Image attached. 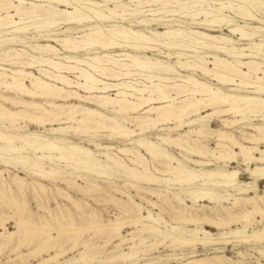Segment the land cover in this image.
I'll return each mask as SVG.
<instances>
[{
	"label": "bare ground",
	"instance_id": "1",
	"mask_svg": "<svg viewBox=\"0 0 264 264\" xmlns=\"http://www.w3.org/2000/svg\"><path fill=\"white\" fill-rule=\"evenodd\" d=\"M16 1H18L17 4L13 0H0V37H2L0 38V44L2 42L10 44L18 42L26 43V40H23V36L24 38L27 36L23 32L33 26L32 23H27L42 19L39 28H37L39 36H47L44 38L45 40L59 43L64 50L51 43H47L43 47L41 46V48L49 49L53 52L72 51L73 54L66 55L65 59L68 61H66L67 63H62L50 57H45L43 61L36 62L32 59L33 57L24 60L23 56H25L26 49H13L12 46L9 47L7 52H5L6 54L8 53V58L5 62L11 64L12 67L8 68L0 64V122L4 127H6V123H9V125H18L22 121H28L29 123L32 122L38 125L49 124L52 127L53 134L62 136H67L68 133L80 134V132H91V130L98 129L102 131L108 130L111 132L110 136L132 140V136H135L142 130H153L157 128L159 122L176 121L180 123L177 124L178 126L176 125V128L182 125L184 126V124L189 126L197 123L198 120L195 116L200 115L204 111H208L210 108L213 111L207 114L208 117H212L213 115L223 117L233 113L235 118H223L224 124L229 126V128L230 126L239 124L249 125L255 132L246 134L245 130L242 129L241 131L244 135L243 138L250 141L252 145L244 144L231 132L219 129L217 131L219 140L217 146L220 150L219 152L216 151L218 153L216 156L213 155L215 154V150L212 151L206 145L200 143L199 145L196 141L197 139H193L194 143L192 142V144L188 140L185 142L181 140L177 142L174 138L162 137L166 142L176 143L181 150L200 157V159L188 157V162L193 163L195 166L207 167L212 165L211 160L206 161L204 159L208 156H215L220 163L223 162V165L215 166L212 169L201 168V171L199 170L200 172H197L192 167L179 162L168 152H161L156 144L144 138L137 140L135 144L140 147H145L147 152L155 159L160 156L162 158L161 164L164 166V170L161 171L175 174V180L181 183V185L192 188L197 184H202L204 187H207L201 192H198V190L188 192L192 196H195L193 197L194 202H197L199 198H207L215 202H221L223 200H226V202L232 201L231 207L223 206L224 209L222 210H225L226 217L215 218L209 214H205L202 217L199 215L187 217L185 214L187 213V208L178 210V219L186 220L189 223H196L197 225L194 229H182L180 226H172L170 235L173 237L172 240L174 243L185 246L195 245L197 243L206 245L216 242L221 238H227L225 233H221L219 237L212 236L211 231L202 225H198L203 222L215 224L216 226L230 225L232 222H241L244 227H248L253 224L255 225L256 222L261 223L264 220L263 217L262 220L256 219L257 213H264V188H260L261 181L264 180V148L260 145L264 143V125L251 122L252 118L247 114L250 111L253 113L251 114L252 116H263L264 120V64L254 59L258 54L264 56V52H262L264 50V44L260 43L257 46L255 44V47L253 45L244 46L242 47L243 49L206 43L198 46L193 43V40H196V38L187 34L185 30L179 28H167L164 31L152 29L149 28L152 25V22H150V20H153L152 18L138 16L142 10H139L140 6L157 3L167 8L171 3L170 0ZM173 1L181 5L178 6L176 4V8L165 9L163 11L164 13L175 15L177 12L185 11L195 6L190 4V2H183L184 0ZM220 4L221 6H225L224 2ZM110 5H113V7ZM63 6L65 8H62ZM144 11H149L146 14L147 16H158L161 13V10H157L156 12L153 8ZM241 14L255 20L253 18L256 15H253L250 11L248 12V10L246 11L245 8ZM136 15L137 23L141 27L146 28L140 27L139 29L131 25L130 19ZM184 15L193 20L202 17L200 23L207 26L217 25L216 15L205 8L191 10ZM224 19L222 17L221 21H224ZM155 20L167 22L171 21L172 18L159 16ZM125 23H129V25ZM57 28L63 29L61 33L65 34L64 37L57 36L58 34L54 31ZM231 31L240 33L242 39L246 40L250 39L256 32H248L240 25L233 27ZM19 33H23L21 34L23 35L22 38ZM189 33L202 35L210 39L216 38L205 32L194 31V29ZM26 45L31 50H38V46L36 45ZM94 47L102 48L103 51L108 52L101 55L91 54L90 52ZM115 47L121 48L123 53H117V50L110 51ZM253 49H257V51ZM83 50H86L87 54L91 55L84 58L80 57L79 53ZM148 51L152 52V55L157 53L164 54L169 59L176 58L177 64L153 57L148 54ZM248 51L252 53L245 54ZM214 52H217V54ZM219 53H223L229 57H235L236 61H229L221 57ZM0 56L2 55L0 54ZM41 56L44 57L43 55ZM121 56H124V58ZM243 57L251 59L245 58L247 60L244 61L241 59ZM44 62L45 65L43 64ZM32 65L38 67L39 75L26 70V67H32ZM46 65L52 69L44 68L43 66ZM179 67L185 68V70L193 73L210 76L219 84L231 86L232 90L245 94L229 93L219 87L215 88L192 74L186 75L184 78H179V76H183L180 75L181 71L177 73V68ZM245 68L248 70H245ZM251 69L253 70V75L250 74ZM69 73H75V78H71ZM135 75H138V77H135ZM139 77L144 78V80L139 82L137 80ZM177 81H186L197 87L188 88L184 85L181 86ZM75 88L81 89L85 94H82L78 91L79 89ZM1 89L10 91L15 95H8L1 91ZM173 90H176L177 96L187 98H181V103L178 104L176 97L172 95L174 93H172ZM111 91L115 92L110 93ZM198 93H201L200 97ZM246 93H254L255 95ZM84 97L89 98L90 102L95 103L98 107L108 109L111 112L119 114L121 117L110 116L98 108L88 107L81 103H69L70 99L82 101ZM38 98L40 100L43 99L44 102L37 100ZM9 104L13 107L9 106ZM142 110L143 113L140 116H131ZM151 113L157 114V120L151 117ZM130 118H133V120ZM108 120H110V123L107 122ZM133 121L136 122L137 129H131L125 124V122L132 123ZM64 123H67V125H63ZM206 126H210L209 122L203 125V127ZM195 132L200 136L203 130L200 129ZM61 140L68 142V144H62ZM17 142H23V144L18 145L16 144ZM95 145L98 149L106 150L105 152H101L100 155L110 160L114 165L95 162L93 152L88 147L78 145L65 138H44L39 136V134L19 133L17 131L0 128V159L2 160V154H6L13 162L22 163V165L28 164L26 167L34 175L41 178H56L58 172L53 168L46 169L39 161L33 160L34 165H32V157L24 153L33 151L34 153H42L37 157L38 159L48 158L66 164L74 163L76 167H90L96 175H105L106 170H114L113 167L117 166L123 168L124 171L130 173L134 178L148 182H160V178L158 179L159 176L148 173L150 170L139 149L135 150V148L127 146L119 147V151L130 155V161L135 163V165L142 166V170L137 167L128 166L120 159L121 157L117 159L107 151L116 149L117 147L99 143ZM80 155H83L85 158L80 157ZM228 161L238 163V167H230L227 164ZM4 163L7 164V161H4ZM75 166L72 165L70 167L75 169ZM242 166L243 169L241 171L239 167ZM158 170L160 171V169ZM2 172L4 171L0 170V174ZM8 172L13 176L15 183L21 190L24 180L15 173ZM243 175H248L251 181L242 179L241 177ZM86 180H88L89 185L93 186L95 184L94 186H96L92 178H87ZM175 180L172 179L171 181ZM65 181L73 187L85 189L74 179H66ZM4 183V178L0 177V190L2 191L4 190ZM37 185L40 186V190L45 192L46 188L43 183L37 182ZM96 187H98V184ZM208 188L212 190H207ZM236 191L239 192V196L235 193ZM67 196L72 199L70 195ZM74 202L76 201L74 200ZM220 207L222 208V206ZM233 208L240 209V211L233 213ZM16 209L18 213H13L14 215L12 214L13 216L11 217L19 216V226L23 229L21 239L30 238L34 227L41 231V233L46 234L47 241L53 238H51V231L55 228L51 224H29L22 216L23 210L17 204ZM148 216L150 219H154L150 211L148 212ZM141 219L144 220L145 218L141 217L139 221ZM122 223V221H110L109 225L110 227H117L122 225ZM66 226L62 225L60 228L58 227L57 232L61 233L68 229L75 232L79 230L74 225ZM1 227H5L4 218H0V249H3L9 243L8 239L13 233L6 234L5 231H1ZM147 229V227H144L142 231ZM178 230H181L179 231L181 234ZM246 230L247 228L243 230L237 227L236 229H232L229 235L234 234L244 239L253 236L257 239L264 240V225L258 229L255 228L252 234H247ZM164 232L161 229L160 235ZM173 232H178V234L175 233L173 235ZM261 250L263 251V249ZM211 260H218L222 263L227 261H223V258L220 256H215ZM207 262V259L200 258L192 259L189 261V264H205Z\"/></svg>",
	"mask_w": 264,
	"mask_h": 264
},
{
	"label": "rangeland",
	"instance_id": "2",
	"mask_svg": "<svg viewBox=\"0 0 264 264\" xmlns=\"http://www.w3.org/2000/svg\"><path fill=\"white\" fill-rule=\"evenodd\" d=\"M13 1L15 2V4L18 3V1L16 0ZM170 1L171 3L167 8L162 7L161 4L157 3L144 4L143 6L139 7V10H142L141 13L138 14V16L142 18H152L153 20H150V22H152V25L149 27L152 29L163 31L167 28L183 29L187 34L196 38V40H193V43L197 44L198 46L206 43L216 46H225L228 48L234 47L237 49H243L242 47L244 46L253 45V47H255V44L256 46L260 43L264 44V0H184L183 2H190V4L195 6L185 11L183 10L177 12L175 15H168V13H164L163 11L165 9L176 8L175 5L177 4L173 0ZM221 2H224L225 6H221ZM177 5L179 6L181 4ZM110 6L113 7V5ZM62 8L65 7L63 6ZM149 8L155 9L156 12L157 10H161V13L158 12V16H147L146 14L149 11L144 10H147ZM202 8H205L216 15L217 25L207 26L200 23L202 17L193 20L190 17H186L184 15L191 10L194 11ZM244 8L246 9V11L248 10V12L250 11V13L256 15L253 18L255 20L247 18L246 16L241 14ZM159 16L172 18V20L167 22L155 20L159 18ZM136 17L137 15L131 17L130 22L134 28L140 29L141 25L137 23ZM222 17L225 18L224 21H221ZM41 22L42 19H38L27 23H32L33 25L29 30L23 32L27 37L24 38V36L21 35L23 33H19L21 38L23 36V40H26V43L18 42L15 44H10L2 42L0 44V54L2 55L0 56L1 65H4L8 68L12 67L11 64L5 62V60L8 58V53L6 54L5 52H7V50L11 46L13 47V49H26L24 54L25 56H23L24 60H26V58L29 59L33 57L32 59L37 62L40 60L43 61L45 57H50L55 58L62 63L68 62L65 57L66 55L73 54L72 51L53 52L49 49L41 48V46L43 47L47 43H51L56 45L60 49H63L59 43L45 40L44 38H46L47 36H39L37 28H39ZM125 24L129 25V23ZM237 25H240L242 28H244V30L248 32H256L250 37V39H242L240 33L231 31V29ZM193 29L194 31L208 33L212 36H215L216 38L210 39L205 38L202 35L189 33ZM54 31L56 32V34H58L57 36L59 37L65 36V34L61 33L63 29L57 28L54 29ZM26 44L36 45L38 46V50H31L30 47H28V45ZM113 50H117V53L119 52L120 54L123 53L121 48L115 47L110 51ZM253 50L257 51V49ZM105 52L108 51H103L102 48L94 47L90 53L101 55ZM250 52L251 51L245 52V54ZM262 52H264V50H262ZM214 53L217 54V52ZM91 54H87L86 50H83L80 51L79 56L84 58ZM148 54L162 61H170L173 64H177L176 58L169 59L166 55L157 53L155 55H152V52L149 51ZM5 55H7V57H5ZM41 55H43L44 57H42ZM219 55L229 61H236L235 57H229L228 55H224L223 53H219ZM121 57L124 58V56ZM243 58L241 59L244 61L247 59H251L248 57ZM254 59L264 64L263 55L258 54V56H256V58ZM43 64L45 65V62ZM33 66L34 65H32V67ZM32 67H26V70L32 71L33 73L39 75L38 67ZM43 67L46 69H52L47 65ZM177 69V73H180L179 71H181L180 75H183L179 76V78H184V76L192 74L201 81L207 82L215 88L219 87L229 93L245 94L232 90L231 86L219 84L210 76L202 75L200 73H193L185 70V68L179 67ZM245 70L248 69L245 68ZM251 70L250 74L253 75V70ZM69 76L71 78H75V73H69ZM135 77H138V75H135ZM102 78L104 79V77ZM137 80L141 82L142 80H144V78L139 77ZM177 83L181 84V86H187L188 88L197 87L196 85L188 83L186 81H177ZM1 91L8 95H15L10 91H5L2 89ZM78 91H80L82 94H85V92L81 89H79ZM114 92L115 91H111L110 93ZM172 93V95L176 97V102H178V104L181 103L182 99L187 98L177 96L176 90H173ZM246 94L255 95L254 93ZM189 96L191 97V95ZM189 96L188 98H190ZM198 96L200 97L201 93H198ZM37 100L44 102L43 99L40 100L38 98ZM85 101L86 103H84ZM70 102L77 104L81 103L88 107L98 108L105 114L113 117H121L119 114L111 112L108 109L106 110L98 107L95 103L90 102L89 98L84 97V100L82 101H78V99H70L69 103ZM9 106L11 105L9 104ZM212 111L213 110L210 108L208 109V111H204L200 115L195 116L198 120L197 123L191 124L189 126L184 124V126L182 125L183 127L181 126L176 128V125L180 124L176 121H169L164 123L159 122L157 128L153 130H142L140 131V133L132 136V140L110 136L111 132H109L108 130L102 131L95 129L94 131L91 130V132L88 131L83 133L79 131L80 134L68 133L67 136H62L53 134L51 130L52 127L49 124L38 125L32 122L29 123L28 121H22L18 125H9V123L5 122L6 127H4L0 122V128H3L4 130H13L19 133L39 134V136L51 139L55 137H61L70 140L78 145L88 147L93 152V157L95 159L94 161L100 162L101 164L114 165L110 160L100 155L101 152H105L106 150L98 149L95 145L96 143L117 147L116 149L107 151L117 159L121 157L120 159H122L128 166L137 167L138 169L142 170V166L137 164L135 165V163L130 161V155L119 151V147L126 146L135 148V150L139 149V151H141L142 155L144 156L146 165L150 170L148 171V173L154 176H159L158 179L160 178V182L143 181L141 179L134 178L130 173L124 171L123 168L117 166L113 167L114 170H104L106 172L105 175H96L92 172L90 167H76L74 163L66 164L48 158L38 159L37 157L42 153H34L33 151L24 153L25 155H29L32 157V161L30 160L31 162H33L32 165H34L33 160L39 161L46 169L49 170L53 168L58 172L56 178H41L34 175V173L26 167V165L28 164L22 165V163L13 162L8 158V156H6V154H2L3 161L0 159V170L4 172L0 174V177L4 178L5 183L3 186V191L5 192L0 190V218L5 219V227H1V231H5L6 234L13 233V235L8 239L9 243L7 244V246L3 247V249H0V264H189V261H191L192 259L200 258L207 259L208 262L205 264H264L263 239L260 240L251 236L247 239L241 237L243 239L242 240L240 237H237L234 234L229 235V232H231L232 229H236L237 227L242 228L243 230L247 228V234H252L255 228L258 229L259 227L264 225V220L261 223L256 222L255 225L253 224L248 227H244L241 222H232V225H220L221 227L219 225L216 226L215 224L213 225L207 222H203L198 225H202L203 227L211 231V233L213 234L212 236L219 237L221 233H225V236H227V238L223 237L225 239L221 238L216 242L208 243L206 245L197 243L195 245L185 246L179 243H174L172 240L173 237L170 235V233L172 232V226H180V228L182 227V229H194L197 225L196 223H189L186 220L178 219V210H184V208H187V213H185L187 217H190L192 215H199L200 217H202L205 214H209L215 218H220L223 216L226 217L225 210H222L224 209L223 206L231 207L232 201L226 202V200H223L221 202H215L210 201L207 198H199L197 199V202H194L193 197L195 196H192V194L188 192L192 190H198V192H201L207 187H204L202 184H197L192 188L181 185V183H178L175 180V174L161 171L164 170V166H162L161 164L162 158H160V156L155 159L149 152H147L145 147H140L139 145L135 144V142L139 139H147L148 141L156 144L161 152H168L179 162L192 167L197 172H200L201 168L212 169L215 168V166L223 165V162L220 163V161L215 156H208L206 157L207 159H204L206 161L211 160L212 165L207 167H201L198 165L195 166L193 163L188 162V157L194 159H200V157L181 150L176 143H169L162 139V137H171L174 138V140L177 142H180V140L183 142L188 140L191 143H194L193 139H197L196 141L198 142V144L200 143L202 145H206L212 151L215 150V154L213 155L217 156V152H219L220 150V148L217 146V143L219 142L217 131L219 129H223L231 132L242 143L252 145L250 141L243 138L244 135L241 131L242 129L245 130L246 134L255 132L249 125L245 126V124H239L236 126H230L229 128V126L224 124L222 119H234V114H228L223 117H220L219 115L208 117L207 114L211 113ZM142 113L143 110L139 113L132 114L131 116H140ZM247 114L251 116V122L264 125L263 116H252L251 114L253 113L250 111H248ZM147 115L149 114L147 113ZM151 117L154 120H157L156 113H151ZM130 119L133 120V118ZM107 122L110 123V120H108ZM208 122L210 126L203 127V125ZM133 123L135 124L136 122H125V124L131 129H137L138 126L136 124L134 125ZM63 125H67V123H64ZM199 128L203 130L200 136L197 134V132H195L196 130H200ZM61 142L64 145L68 144V142H65L63 140H61ZM16 144L22 145L23 142H17ZM260 145L264 148V143H261ZM80 157L85 158L83 155H80ZM4 161H7V164H5ZM227 164H229L230 167H238V163L233 161H228ZM72 165L77 169L71 168L70 166ZM239 168L242 171L243 166ZM158 169H160V171ZM8 171L15 173L24 180L23 188L21 190L15 183L13 176L10 175ZM87 178H92L95 181L96 186L98 184V187L94 186L95 184L93 186L89 185L88 180H86ZM241 178L245 181H251L248 175H243ZM66 179L76 180V182L85 189H79L67 184L65 181ZM172 179L175 181H171ZM37 182H41L45 185V192L39 189L40 186L37 185ZM263 183L264 180L261 181L260 188H264ZM207 190L212 189L208 188ZM235 193L238 194L239 192L236 191ZM252 194H254V192H252ZM67 195H70L72 199ZM237 196H239V194ZM13 199L14 201H12ZM74 200L76 202H74ZM16 204L19 205L23 210L22 216L26 219V221H28L27 223L32 225L51 224L55 228L51 231V238H53L50 239V241H47L46 234L41 233V231L34 227L30 238L21 239V232L23 229L19 226V216L11 217L15 213H18ZM209 206L211 207V209ZM220 206H222V208ZM149 211L153 215L154 219H150V217L148 216ZM239 211L240 209L233 208V213ZM216 214L217 216H215ZM141 217L145 219H141L139 221V218ZM262 217L264 218V213L256 214V219L262 220ZM155 218L157 219L155 220ZM110 221H122L123 223L122 225L117 227H110ZM62 225H74L79 228V230L75 232L68 229L66 230L67 232L63 231L61 233H58L57 228H60ZM102 225L104 226L102 227ZM144 227H147L148 229L142 231ZM161 229L162 231H165L162 235H160ZM179 231L181 230H178V232ZM178 232H173V235H175V233L178 234ZM261 249H263V251ZM215 256H220L221 258H223V261H227L222 263L218 260H211Z\"/></svg>",
	"mask_w": 264,
	"mask_h": 264
}]
</instances>
